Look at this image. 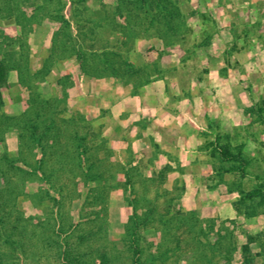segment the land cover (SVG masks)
<instances>
[{
  "label": "rangeland",
  "instance_id": "rangeland-1",
  "mask_svg": "<svg viewBox=\"0 0 264 264\" xmlns=\"http://www.w3.org/2000/svg\"><path fill=\"white\" fill-rule=\"evenodd\" d=\"M175 1L167 32L129 5L120 16L115 0H0V60L11 68L0 87V264H134L128 229L144 217L133 229L143 259L245 264L248 244L247 264H264V0ZM78 37L96 44L86 70ZM102 48L140 75L112 76ZM52 116L68 159L56 203L33 168L39 149L21 137L29 118ZM66 118L79 120L89 164L105 172L86 202L87 184L70 177ZM223 150L241 159L224 161Z\"/></svg>",
  "mask_w": 264,
  "mask_h": 264
},
{
  "label": "trees",
  "instance_id": "trees-1",
  "mask_svg": "<svg viewBox=\"0 0 264 264\" xmlns=\"http://www.w3.org/2000/svg\"><path fill=\"white\" fill-rule=\"evenodd\" d=\"M76 1V0H73ZM80 2H85L86 0H79ZM116 2V9L117 13L120 16H124V13H122L124 6H128L131 9H138L141 11V14H143L144 18L148 20V23L151 25L150 27L154 26L153 24H156L157 26L164 25L167 29V32L172 31L176 32L175 27L171 24L173 21H175L178 17V14L175 12V10H178L177 8H173L172 5L175 4V0H115ZM172 6V7H171ZM130 14V13H128ZM141 16V15H140ZM59 23L61 24V32H71L72 23L71 18H67L65 15H62L61 18L57 19ZM148 28V27H147ZM59 34V33H58ZM80 38V37H78ZM83 38H80L78 40L72 41V51H75L76 57L80 63L81 69L86 70V64L88 62V55L87 51L90 48L91 53H97L96 50V44L85 46L84 43L81 40ZM102 58V63L104 66V69L109 71L110 74L114 77H122V75L132 77V76H139L142 67L135 68L133 62L129 59V57H122L121 53H113L118 58L111 60L112 58L109 56V52L105 50V48L101 49L100 53ZM109 54V55H108ZM93 55V54H92ZM10 66L7 64V61L2 59L0 60V87L4 85L7 82V74L10 70ZM152 75V74H151ZM2 95L0 91V103L2 102ZM43 110L42 113L44 112ZM42 113H38L37 115L40 116ZM63 123L69 126V134L67 138V146L68 153L72 155L73 159L76 160L77 169L75 173L72 172L71 176L72 179L74 178H80L83 180L84 184L88 186L87 192L82 194L83 202H86L88 199L96 198V194L98 191V188H95L94 185L96 182H99L102 180V178L105 175V172L99 169V166L97 162L94 160L91 164H89V161L91 159L88 158V150L85 147V142L88 140L86 135H83L81 132V129H79V120L75 121V118H66L61 120ZM28 125L24 126L25 133L23 132L21 134V137L25 139L29 143H34L36 148L39 149L41 153V157L37 160V164L33 167L35 171H40L42 180L45 181L49 188H51L52 193H49V191H46V195L50 198V200L54 201L55 203L57 201H60L58 197H63V186L59 185L57 176L59 175V171L63 168V166H66L68 163V159L64 156V153L61 152L58 148L61 144V137L60 132L57 130L58 126L61 124L60 120L56 117H48V119L44 120L43 122H38L36 119H30L28 121ZM28 131V132H26ZM57 150L59 153L58 156H56L53 162L55 164H51V166L47 165L46 163L48 159H50L51 153L53 150ZM53 154V153H52ZM221 159L224 161H236L240 158L238 155L231 154L228 150H223L221 153ZM88 158V159H87ZM88 161V164H87ZM21 162L24 163V157L21 158ZM62 168H61V167ZM61 168V169H60ZM59 171H58V170ZM127 176V182L132 183L131 176L129 172H126ZM95 183V184H94ZM55 194V195H54ZM1 197V196H0ZM135 218H141L138 216L137 211H135L134 214ZM146 220V218H143ZM140 220V221H144ZM139 221V223H140ZM138 222V220H137ZM138 224L135 226H131V231L129 230V237H130V245L133 249V262L134 264H156V261L158 258H151V257H145L143 259V253L144 250L141 247V239L142 237L138 234V232L134 231L133 229L138 228ZM128 232V231H127ZM176 242L178 243L179 247L182 243V240L180 238H176ZM217 244V245H216ZM207 251L206 259L208 263L212 260L210 255H219L221 253V245L217 242L213 246H210ZM244 253V261L245 264L248 263V255L246 253H249L251 251V248L248 244H245L243 246Z\"/></svg>",
  "mask_w": 264,
  "mask_h": 264
}]
</instances>
